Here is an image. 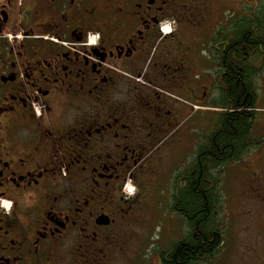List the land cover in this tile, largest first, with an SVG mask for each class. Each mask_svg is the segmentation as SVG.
<instances>
[{
	"label": "flooded vegetation",
	"instance_id": "1",
	"mask_svg": "<svg viewBox=\"0 0 264 264\" xmlns=\"http://www.w3.org/2000/svg\"><path fill=\"white\" fill-rule=\"evenodd\" d=\"M250 2L223 29L244 2L0 0V264H115L129 229L156 212L170 217L166 261L197 240L183 192L202 168L217 191L200 156L235 112L237 65L249 126L221 168L244 172L264 240V0ZM241 25L253 43L235 47Z\"/></svg>",
	"mask_w": 264,
	"mask_h": 264
},
{
	"label": "rangeland",
	"instance_id": "2",
	"mask_svg": "<svg viewBox=\"0 0 264 264\" xmlns=\"http://www.w3.org/2000/svg\"><path fill=\"white\" fill-rule=\"evenodd\" d=\"M252 0H240L244 2V6L248 7L244 12L242 8L234 7L223 13L224 23L222 28H225L227 23L235 22L242 18V14L246 16L250 14L252 9ZM204 43L208 44L211 36H206ZM206 54L202 52V57ZM202 76L205 72H199ZM207 113V114H206ZM208 112L202 110L201 114H197L199 119L208 117ZM210 115V114H209ZM264 116V113L262 114ZM193 116L187 122L183 129L186 131L194 122ZM201 130H207L208 126L202 120ZM219 182L217 184V194L219 193L220 204L217 213V223L223 230V242L220 244L218 251L207 262L202 264H231L234 258L242 259L246 262L255 260L264 254V240L261 233L255 226V217L251 212V203L245 197V174L241 168L227 167L222 171L217 172ZM133 186L128 187L127 194L130 196L133 191ZM156 212V211H155ZM150 216V217H149ZM147 215L143 218L141 226L129 229L131 238L125 248L116 257L115 264H161L159 251L162 246L171 240L172 233L168 229V217L163 212H156L153 216ZM170 218V217H169ZM173 218H171L172 220ZM176 221V219H175ZM177 222V221H176ZM175 239V238H173ZM168 240V241H167Z\"/></svg>",
	"mask_w": 264,
	"mask_h": 264
},
{
	"label": "trees",
	"instance_id": "3",
	"mask_svg": "<svg viewBox=\"0 0 264 264\" xmlns=\"http://www.w3.org/2000/svg\"><path fill=\"white\" fill-rule=\"evenodd\" d=\"M259 22L262 20H258ZM237 31L240 34L233 44L235 47H241L244 42L253 43L252 35L244 32L242 25L237 28ZM238 67L240 65H237L232 73L234 87L232 98L235 112L223 116L221 131L211 139V148L204 150L200 156V162L210 163L212 170H222L224 161L237 154L249 126V115L243 111V107L251 105L252 102L251 95L247 96L249 78ZM207 174L202 168L200 181L192 177L188 180V188L183 192L190 229L198 232V239L195 240L191 235L181 244L172 246L170 258L167 261L164 253L160 250L158 253L161 264H192L198 259L205 263L214 256L223 242V230L217 223L215 210L218 209L221 201L219 193L209 189V184L204 180Z\"/></svg>",
	"mask_w": 264,
	"mask_h": 264
}]
</instances>
